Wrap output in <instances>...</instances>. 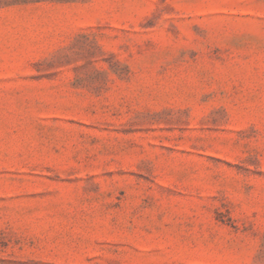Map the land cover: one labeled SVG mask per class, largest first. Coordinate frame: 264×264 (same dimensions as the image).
Here are the masks:
<instances>
[{"label": "rangeland", "instance_id": "374dc122", "mask_svg": "<svg viewBox=\"0 0 264 264\" xmlns=\"http://www.w3.org/2000/svg\"><path fill=\"white\" fill-rule=\"evenodd\" d=\"M0 264H264V0H0Z\"/></svg>", "mask_w": 264, "mask_h": 264}]
</instances>
